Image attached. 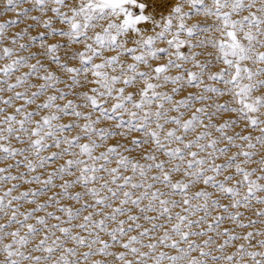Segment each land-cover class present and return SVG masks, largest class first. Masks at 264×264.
<instances>
[{"label": "snow or ice", "instance_id": "1", "mask_svg": "<svg viewBox=\"0 0 264 264\" xmlns=\"http://www.w3.org/2000/svg\"><path fill=\"white\" fill-rule=\"evenodd\" d=\"M0 17V264H264V0Z\"/></svg>", "mask_w": 264, "mask_h": 264}, {"label": "bare ground", "instance_id": "2", "mask_svg": "<svg viewBox=\"0 0 264 264\" xmlns=\"http://www.w3.org/2000/svg\"><path fill=\"white\" fill-rule=\"evenodd\" d=\"M0 6H3V1L1 0L0 2ZM0 19H3V17H0ZM201 21H202V24H201V27H204L206 25H210L212 23V20L211 18H209L208 20H204L203 17H200ZM145 25L144 24H141V27H144ZM20 27H23V25H21ZM38 30V29H37ZM42 30V29H41ZM39 31V30H38ZM37 31L35 32V30H33L32 34H36ZM91 34V33H90ZM209 35H213V36H217L218 37V33H209ZM74 47H79V46H74ZM195 51H203L204 55H201L200 57H198V59H201V60H204L207 57V53H214V50L211 48V47H207V48H204V49H194ZM261 51H264V49H260ZM108 54H111V53H106V55ZM220 67H223V64L220 63V64H215L214 67L212 68L213 71H216L218 70ZM186 91H196L195 89H187ZM261 91H264V89H262ZM180 95H184V93H180ZM220 101H224V100H228V97L225 96V97H220L219 98ZM198 106V105H196ZM219 122V121H218ZM112 123V122H111ZM243 128V122H240L233 130H241ZM247 131V130H245ZM255 134V133H253Z\"/></svg>", "mask_w": 264, "mask_h": 264}, {"label": "rangeland", "instance_id": "3", "mask_svg": "<svg viewBox=\"0 0 264 264\" xmlns=\"http://www.w3.org/2000/svg\"><path fill=\"white\" fill-rule=\"evenodd\" d=\"M3 1V0H2ZM0 2H1V0H0ZM1 4V3H0ZM0 7H2V6H0ZM33 30H35V32L37 31L38 32V30L39 31H42L41 29H33ZM33 32V31H32ZM103 124L105 125V126H107V125H109V124H111V122L110 121H107V122H103ZM169 127H170V125H169ZM234 131H239V130H234ZM132 135L133 136H138L139 134L138 133H132ZM108 143H115V139H110L109 141H108ZM131 155H137V153H135V152H133V153H131ZM178 177L177 176H174L173 177V179H177ZM36 185H32V187H35ZM159 186V185H158ZM22 187H24V188H27V187H29L28 185H23ZM197 187H199V185L197 186ZM193 190H195V189H193ZM53 191H55V189H53ZM45 197H41V199H44ZM25 207L27 208V207H32V205H29V204H25ZM227 226V225H226ZM257 227H259V225H257ZM244 231H247V229H245ZM201 239H203V238H201ZM229 250H231V249H229Z\"/></svg>", "mask_w": 264, "mask_h": 264}]
</instances>
